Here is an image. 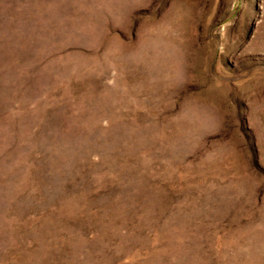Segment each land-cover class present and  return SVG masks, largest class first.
<instances>
[{
	"label": "rangeland",
	"instance_id": "374dc122",
	"mask_svg": "<svg viewBox=\"0 0 264 264\" xmlns=\"http://www.w3.org/2000/svg\"><path fill=\"white\" fill-rule=\"evenodd\" d=\"M0 264H264V0H0Z\"/></svg>",
	"mask_w": 264,
	"mask_h": 264
}]
</instances>
